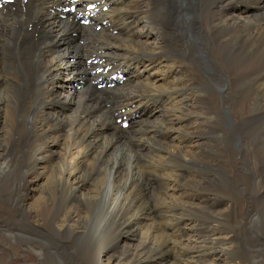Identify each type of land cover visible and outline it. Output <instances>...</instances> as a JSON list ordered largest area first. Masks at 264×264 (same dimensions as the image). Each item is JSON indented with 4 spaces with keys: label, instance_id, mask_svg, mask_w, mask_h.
<instances>
[{
    "label": "bare ground",
    "instance_id": "1",
    "mask_svg": "<svg viewBox=\"0 0 264 264\" xmlns=\"http://www.w3.org/2000/svg\"><path fill=\"white\" fill-rule=\"evenodd\" d=\"M236 1L118 0L77 52L53 0L0 14V264H264V0ZM83 54L127 82L98 98Z\"/></svg>",
    "mask_w": 264,
    "mask_h": 264
},
{
    "label": "rangeland",
    "instance_id": "2",
    "mask_svg": "<svg viewBox=\"0 0 264 264\" xmlns=\"http://www.w3.org/2000/svg\"><path fill=\"white\" fill-rule=\"evenodd\" d=\"M236 3V5L238 4V3H242V5H241V8L239 9V8H237L241 13H244L246 10H248L249 8H250V6H251V3H248V0H239V1H236V2H234L228 9H230L232 6H234V4ZM239 7V6H238ZM145 35H146V33H145ZM148 37H150V36H147L146 35V38H148ZM156 57V56H155ZM64 112H65V110H64ZM149 120H150V122L153 124V123H155L157 120H158V118H156V117H149ZM232 124V122H230L229 123V126ZM129 130V129H128ZM127 130V131H128ZM238 145H241V144H238ZM53 148L54 149H56L57 148V151L60 149V147L58 148V146L57 145H54L53 146ZM244 170V172H245V174H247V176H249V173H248V171L244 168L243 169ZM51 235V234H50ZM53 240L54 241V236L53 235H51V236H47L46 237V240H48V241H50V240ZM53 244L54 243H52V246H53ZM54 247V246H53ZM54 251V253L57 255V256H59V259L57 260L58 261V264H60V258H61V254L59 253V252H57L55 249L53 250Z\"/></svg>",
    "mask_w": 264,
    "mask_h": 264
}]
</instances>
